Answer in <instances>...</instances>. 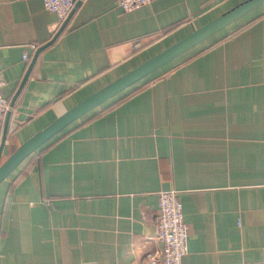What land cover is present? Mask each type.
<instances>
[{
    "label": "crops",
    "instance_id": "crops-1",
    "mask_svg": "<svg viewBox=\"0 0 264 264\" xmlns=\"http://www.w3.org/2000/svg\"><path fill=\"white\" fill-rule=\"evenodd\" d=\"M240 1L151 0L124 11L117 0H78L15 97L0 162L67 108ZM62 21L42 0H0L8 102ZM169 188L188 224L182 264L264 259V2L28 154L0 182V264H149L161 245L158 192Z\"/></svg>",
    "mask_w": 264,
    "mask_h": 264
},
{
    "label": "water",
    "instance_id": "water-1",
    "mask_svg": "<svg viewBox=\"0 0 264 264\" xmlns=\"http://www.w3.org/2000/svg\"><path fill=\"white\" fill-rule=\"evenodd\" d=\"M261 2H264V0H241L240 2L231 6L227 10L223 11L222 13L213 17L212 19L203 23L199 27L192 29V31H190L180 39L176 40L172 44L158 51L154 55L145 59L138 65L132 67L128 71L124 72L120 76L116 77L112 81L108 82L107 84L103 85L99 89L95 90L94 92L90 93L83 99L79 100L78 102L67 108L65 111H63L61 114L55 117L44 127H42L41 129L30 135L28 138H26L24 141H22L2 162H0V182L28 154L35 151L38 146H40L43 142L51 138L54 134L59 132L63 127H65L71 121L79 117L81 114L88 111L97 104L101 103L110 96L114 95L123 88L127 87L128 85L132 84L133 82L137 81L138 79L142 78L152 70L160 67L163 63H165L169 59L185 51L192 45L196 44L206 36L210 35L217 29L226 25L230 21L234 20L235 18H237L238 16H240L241 14H243L244 12H246L247 10H249L250 8L254 7L255 5ZM71 11L62 21L59 28L53 35V37L35 50L16 91L9 100L8 107L6 108L4 114V124H3L2 141L0 144V151L2 147V142L5 138L7 122L9 119L11 107L13 106V102L15 100L16 95L22 88L28 76V73L37 56L38 51L43 46L51 42L53 38H55V36L61 31Z\"/></svg>",
    "mask_w": 264,
    "mask_h": 264
},
{
    "label": "built area",
    "instance_id": "built-area-1",
    "mask_svg": "<svg viewBox=\"0 0 264 264\" xmlns=\"http://www.w3.org/2000/svg\"><path fill=\"white\" fill-rule=\"evenodd\" d=\"M46 9L53 11L57 19L62 21L71 11L78 0H42ZM151 0H117V4L124 10L130 11ZM36 43L30 47L35 48ZM28 57L23 52L22 58ZM4 84L0 75V120L8 107V99L2 94ZM158 215L154 221V237L161 243L160 251L150 255L149 264H182L183 255L187 251L188 224L183 219L182 203L175 188L163 189L158 192ZM242 264H264V259L245 261Z\"/></svg>",
    "mask_w": 264,
    "mask_h": 264
}]
</instances>
